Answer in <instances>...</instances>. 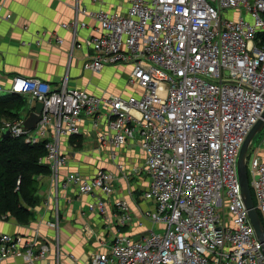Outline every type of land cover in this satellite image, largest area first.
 Wrapping results in <instances>:
<instances>
[{
    "label": "built area",
    "instance_id": "obj_1",
    "mask_svg": "<svg viewBox=\"0 0 264 264\" xmlns=\"http://www.w3.org/2000/svg\"><path fill=\"white\" fill-rule=\"evenodd\" d=\"M80 11L97 21V35L78 39L79 28L87 26L78 17L62 26L73 32L75 47L91 49L84 69L128 66V84L139 90L126 97L98 95L69 87L67 79L54 87L16 75L8 92L44 108L34 129L16 118L2 121L0 130L28 144L43 143L41 161L49 163L55 184H73L82 194L100 189L109 195L114 182L102 168L91 178L72 171L60 181L67 163L60 138L80 135L83 115L97 119L106 109L102 145L117 150L138 139L150 177L143 195L155 205L146 215L165 230L116 234L108 252L93 254L92 264H264L238 170L241 149L264 113V0H129L126 13ZM247 154L264 226V140L250 167ZM116 207L126 225L127 203L117 201ZM92 208L107 212L102 198ZM48 251L45 243L0 234V262L20 255L26 264H40Z\"/></svg>",
    "mask_w": 264,
    "mask_h": 264
},
{
    "label": "crops",
    "instance_id": "obj_2",
    "mask_svg": "<svg viewBox=\"0 0 264 264\" xmlns=\"http://www.w3.org/2000/svg\"><path fill=\"white\" fill-rule=\"evenodd\" d=\"M128 7L129 0H0V85L4 89L0 96H10L8 89L16 75L38 77L54 87L67 79L69 87L98 95L126 97L137 92V86L128 84L131 69L128 66H107L101 73L84 69L91 49L75 47L73 32L62 26L76 17L86 22L87 26L78 30V39L83 40L97 35L98 23L79 10L126 13ZM56 37L63 42H57ZM23 97L27 105L20 118L26 120L38 102ZM79 125L80 135L60 138V149L67 155V163L60 169V181L72 171L91 178L102 168L114 175L113 191L109 195L100 189L82 194L73 184L64 187L60 182L57 186L49 163L40 160L46 163L48 171L38 177L33 205L24 203L32 216L22 221L13 214L0 216V234L18 235L24 242L49 246L40 264H92L93 254L108 252L116 234L143 237L151 230H165L163 224L146 215L155 205L143 195L150 177L144 170L146 152L138 139L117 150L102 145L99 135L107 130L106 109L97 119L83 115ZM98 198L106 203L104 214L92 208ZM117 201L127 203L131 220L126 225L119 222ZM0 264H26V261L20 255L8 256Z\"/></svg>",
    "mask_w": 264,
    "mask_h": 264
},
{
    "label": "trees",
    "instance_id": "obj_3",
    "mask_svg": "<svg viewBox=\"0 0 264 264\" xmlns=\"http://www.w3.org/2000/svg\"><path fill=\"white\" fill-rule=\"evenodd\" d=\"M26 105L22 95L0 96V124L19 119ZM45 153L43 143L28 144L12 136L3 139L0 130V216L13 214L21 221L32 216L25 204L33 205L38 177L48 171L46 163L40 162Z\"/></svg>",
    "mask_w": 264,
    "mask_h": 264
},
{
    "label": "water",
    "instance_id": "obj_4",
    "mask_svg": "<svg viewBox=\"0 0 264 264\" xmlns=\"http://www.w3.org/2000/svg\"><path fill=\"white\" fill-rule=\"evenodd\" d=\"M43 107H44V103L39 101L36 105L35 111H31L28 117L26 118L23 124L25 128L33 129L36 127L38 121L40 120V113L42 112ZM263 128H264V113L262 115V118L258 121V123L254 126V128L249 133L241 149V152L239 155V161H238V170H239L240 183L242 186L243 197L245 199L247 208L249 209L250 217L255 227V230L257 232V235L259 239L263 242V247H264V226L262 223L261 216L255 206V200H254L253 192L250 186L247 164L245 161L247 150H248V147L252 139L257 134V132H259ZM7 137H10V131L8 129L4 130L3 135H2L3 139Z\"/></svg>",
    "mask_w": 264,
    "mask_h": 264
},
{
    "label": "rangeland",
    "instance_id": "obj_5",
    "mask_svg": "<svg viewBox=\"0 0 264 264\" xmlns=\"http://www.w3.org/2000/svg\"><path fill=\"white\" fill-rule=\"evenodd\" d=\"M126 71V70H125ZM125 71L123 74H125ZM44 108V107H43ZM35 111V110H34ZM28 117V116H27ZM34 129V128H33ZM264 140V130L258 132L255 136L254 139L252 141V144L248 150V154H247V162H248V166L250 167L252 159L254 157V155L256 154L259 145L262 143V141ZM117 208V207H116ZM27 215V214H26ZM120 215V213L118 212V216ZM29 218V217H28Z\"/></svg>",
    "mask_w": 264,
    "mask_h": 264
}]
</instances>
